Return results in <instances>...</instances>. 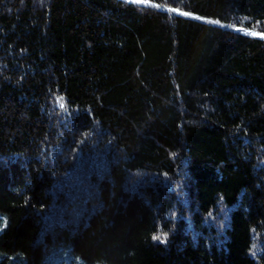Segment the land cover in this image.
Here are the masks:
<instances>
[{"label": "trees", "instance_id": "16d2710c", "mask_svg": "<svg viewBox=\"0 0 264 264\" xmlns=\"http://www.w3.org/2000/svg\"><path fill=\"white\" fill-rule=\"evenodd\" d=\"M147 2L0 0V264H264V0Z\"/></svg>", "mask_w": 264, "mask_h": 264}, {"label": "rangeland", "instance_id": "374dc122", "mask_svg": "<svg viewBox=\"0 0 264 264\" xmlns=\"http://www.w3.org/2000/svg\"><path fill=\"white\" fill-rule=\"evenodd\" d=\"M127 2L134 3L133 0H124ZM140 5H149V3H135ZM257 33L258 35H249L248 33ZM243 34L261 37L264 36V32L258 29H243ZM45 253L42 264H85L82 259L75 253L72 252L71 248L67 247L62 241L53 239L52 244L44 242ZM17 264H22L20 258H16Z\"/></svg>", "mask_w": 264, "mask_h": 264}, {"label": "snow or ice", "instance_id": "6c2138e0", "mask_svg": "<svg viewBox=\"0 0 264 264\" xmlns=\"http://www.w3.org/2000/svg\"><path fill=\"white\" fill-rule=\"evenodd\" d=\"M134 3H147V0H133ZM170 11H175V9H170ZM181 15H188L187 13H180ZM199 19V17H197ZM249 35H258L257 33H248ZM264 38V36H262ZM61 107H63V104H61Z\"/></svg>", "mask_w": 264, "mask_h": 264}]
</instances>
